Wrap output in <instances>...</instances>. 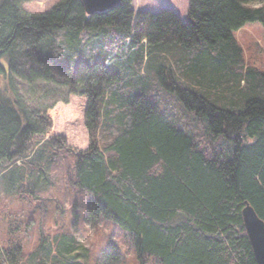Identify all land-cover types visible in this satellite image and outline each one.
I'll return each mask as SVG.
<instances>
[{"label": "trees", "instance_id": "16d2710c", "mask_svg": "<svg viewBox=\"0 0 264 264\" xmlns=\"http://www.w3.org/2000/svg\"><path fill=\"white\" fill-rule=\"evenodd\" d=\"M34 1L0 0V173L50 149L87 191V221H114L139 259L258 264L242 211L249 202L264 220V71L235 33L264 25V3L251 5L264 0H191L186 23L134 0L92 16L82 0L43 14L25 9ZM73 98L85 101V148L50 135ZM120 260L111 243L101 264Z\"/></svg>", "mask_w": 264, "mask_h": 264}, {"label": "rangeland", "instance_id": "374dc122", "mask_svg": "<svg viewBox=\"0 0 264 264\" xmlns=\"http://www.w3.org/2000/svg\"><path fill=\"white\" fill-rule=\"evenodd\" d=\"M60 1L35 0L25 9L43 14ZM190 1L134 0V7L151 12L171 9L186 23ZM235 37L243 48L246 65L264 71V25L247 23ZM84 107L85 101L75 98L58 105L52 112L56 129L50 135L66 134L70 145L88 146V133L82 124ZM51 155L49 149L40 164L14 166L0 173V254L17 247L23 254L15 263L5 258L0 264H60L64 258L76 259L78 264H101L111 243L120 249L122 260L118 264H158L154 257L139 259L126 232L114 221H87V191L72 189L63 163L51 162Z\"/></svg>", "mask_w": 264, "mask_h": 264}, {"label": "water", "instance_id": "95a60500", "mask_svg": "<svg viewBox=\"0 0 264 264\" xmlns=\"http://www.w3.org/2000/svg\"><path fill=\"white\" fill-rule=\"evenodd\" d=\"M86 13L92 16L117 8L121 0H82ZM244 226L258 264H264V220L254 207L245 202L242 211Z\"/></svg>", "mask_w": 264, "mask_h": 264}]
</instances>
